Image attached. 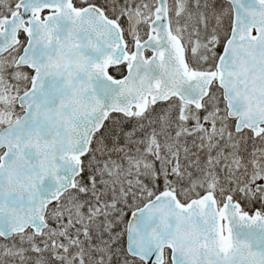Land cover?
Returning a JSON list of instances; mask_svg holds the SVG:
<instances>
[{
    "label": "snow or ice",
    "instance_id": "snow-or-ice-1",
    "mask_svg": "<svg viewBox=\"0 0 264 264\" xmlns=\"http://www.w3.org/2000/svg\"><path fill=\"white\" fill-rule=\"evenodd\" d=\"M0 264H264V0H0Z\"/></svg>",
    "mask_w": 264,
    "mask_h": 264
}]
</instances>
